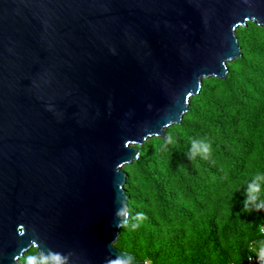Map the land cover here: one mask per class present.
Instances as JSON below:
<instances>
[{
  "label": "water",
  "instance_id": "obj_1",
  "mask_svg": "<svg viewBox=\"0 0 264 264\" xmlns=\"http://www.w3.org/2000/svg\"><path fill=\"white\" fill-rule=\"evenodd\" d=\"M264 27V0H0V264H144L114 247L125 165Z\"/></svg>",
  "mask_w": 264,
  "mask_h": 264
},
{
  "label": "trees",
  "instance_id": "obj_2",
  "mask_svg": "<svg viewBox=\"0 0 264 264\" xmlns=\"http://www.w3.org/2000/svg\"><path fill=\"white\" fill-rule=\"evenodd\" d=\"M235 35L225 78L203 79L180 123L123 167L128 221L114 247L137 261L249 264L264 244V27ZM18 264L48 263L30 248Z\"/></svg>",
  "mask_w": 264,
  "mask_h": 264
},
{
  "label": "clouds",
  "instance_id": "obj_3",
  "mask_svg": "<svg viewBox=\"0 0 264 264\" xmlns=\"http://www.w3.org/2000/svg\"><path fill=\"white\" fill-rule=\"evenodd\" d=\"M207 151L206 146L196 143L194 144V151L193 155H203ZM259 264H264V246L260 248L259 255L257 257ZM144 264L148 263L146 261H143ZM149 264V263H148Z\"/></svg>",
  "mask_w": 264,
  "mask_h": 264
},
{
  "label": "built area",
  "instance_id": "obj_4",
  "mask_svg": "<svg viewBox=\"0 0 264 264\" xmlns=\"http://www.w3.org/2000/svg\"><path fill=\"white\" fill-rule=\"evenodd\" d=\"M261 233L264 235V225L261 227ZM262 246H264V244H263ZM262 246H261V247H262ZM261 247H260V248H261ZM260 248L256 251L255 256H253V257H249V258H248V263H249V264H259L257 257H258V255H259ZM146 264H148V263H146Z\"/></svg>",
  "mask_w": 264,
  "mask_h": 264
}]
</instances>
